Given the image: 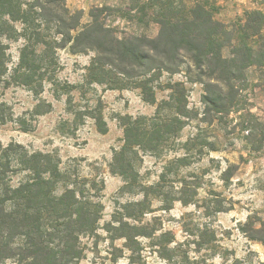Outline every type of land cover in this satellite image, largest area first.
<instances>
[{
  "label": "rangeland",
  "instance_id": "374dc122",
  "mask_svg": "<svg viewBox=\"0 0 264 264\" xmlns=\"http://www.w3.org/2000/svg\"><path fill=\"white\" fill-rule=\"evenodd\" d=\"M196 1L64 0L72 12H81L82 23L92 19L93 8L104 7L102 19L121 37H155L160 6L169 5L181 15ZM208 1L219 6L216 18L231 28L245 19L247 11L264 10V0ZM23 41L4 40L8 71L0 76V101L6 103V115H0L6 118L0 143L55 153L73 180H97L95 191L104 204L100 235L83 239L87 248L79 264H264V242L254 238L264 239V66L249 69L248 83L240 91V110L209 122L201 101L204 86L195 81L197 74L188 60L178 72L162 74L153 104L133 82L125 88L89 83L87 65L93 51L59 49L58 64L50 71L56 83L45 80L36 92L12 78ZM176 81L186 87L190 115L182 116L184 125L178 132L136 148L132 153L136 181L125 187L124 177L112 170L114 150L124 142L120 116L172 117L168 106L162 105L159 112L157 107L170 99L167 85ZM98 113L106 121V132L92 116ZM247 127L254 128L253 134ZM23 176L16 173L14 181ZM139 200H145V214L138 208L134 213L149 235L139 238L133 253H121L113 243L122 247L124 240L112 243L103 227L123 203ZM115 255H121L117 261L112 260ZM0 264L18 263L8 258Z\"/></svg>",
  "mask_w": 264,
  "mask_h": 264
},
{
  "label": "trees",
  "instance_id": "16d2710c",
  "mask_svg": "<svg viewBox=\"0 0 264 264\" xmlns=\"http://www.w3.org/2000/svg\"><path fill=\"white\" fill-rule=\"evenodd\" d=\"M218 9L215 3L197 0L187 12L177 15L169 5H162L157 12L160 29L155 37H121L102 19L104 7L93 8L92 19L82 23L81 12H72L64 0H0V76L8 71L5 38H22L12 78L36 92L45 80L56 83L51 68L58 64V50L68 48L72 53L94 52L87 65L89 83L125 88L133 82L141 88L144 100L154 104L156 82L162 74L178 72L188 60L190 69L196 71L195 81L204 86L201 101L206 121H222L225 115L240 110V91L248 83L249 69L264 66V10L247 11L245 19L231 28L216 18ZM167 88L170 99H164L157 109L159 112L165 104L172 117L120 116L124 142L114 150L112 170L124 177L125 187L136 181L132 161L136 148L157 142L163 134L178 132L184 125L182 116L190 115L184 83L170 82ZM5 105L0 101V115H6ZM248 114L254 115L251 111ZM92 116L100 131L106 132L103 115ZM5 122L2 117L0 127ZM247 129L253 134L254 128ZM18 172L24 176L15 182ZM96 189V179L73 180L55 153L30 151L16 142L0 143V260L79 264L87 248L83 239L100 235L104 204ZM144 204L145 200L123 203L103 227L112 243L124 240L122 247L113 243L121 253H133L139 238L149 235L134 213L138 208L141 215L145 214Z\"/></svg>",
  "mask_w": 264,
  "mask_h": 264
}]
</instances>
